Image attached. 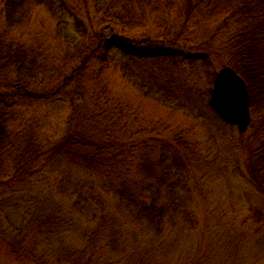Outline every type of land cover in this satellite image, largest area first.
<instances>
[{"label": "rangeland", "instance_id": "obj_1", "mask_svg": "<svg viewBox=\"0 0 264 264\" xmlns=\"http://www.w3.org/2000/svg\"><path fill=\"white\" fill-rule=\"evenodd\" d=\"M65 1L70 7L76 8L77 15L87 26L92 23L88 21V16L85 17L86 11H92L91 0ZM208 1L203 0L205 7L184 24L183 31L187 34L185 38L188 37L194 46L183 48L179 43L176 47L191 56H205L208 51L201 45L203 41H212L210 47L220 49L218 42L224 46L228 40L224 38L228 35L224 30L214 39L210 35L217 31V25L210 22ZM6 3L8 4L7 0H0V53L2 49L7 50L12 45L17 47V44L31 50L27 55L23 53L4 63L0 57V99H5L3 106L14 117L10 129L15 130V133L19 131L20 137L35 135L42 139L58 140L68 129L71 117L85 114H78L75 110L72 112L74 108L70 102L82 96L83 92L80 96H74L72 93L75 85L72 84L57 95L38 102L31 100L28 93H41V89L58 87L64 81L65 73L73 68V63L77 60L79 43L72 37L67 39L62 36L65 22L49 12L45 0H25L20 9L14 10L13 17L9 15ZM73 20L72 17L71 21ZM168 21L166 22L170 25L181 24L177 28H183V21L175 15ZM221 21L222 18L214 22ZM168 28L154 14L146 29L154 36H159L167 33ZM69 29L77 31L74 25L69 26ZM141 31L143 29L139 30ZM175 35L173 30V36ZM34 54L39 59L38 67L30 73L31 68H36ZM208 58L211 64L197 61L190 65L194 60L186 58L184 66H172L171 63L165 67L147 66L154 74L170 73L177 78L174 90L177 92L178 102L173 107L158 101V96L147 95L140 90L130 73L124 71L130 64L124 58L120 63L111 62L107 69L108 88L112 90L114 98L138 109L136 128L140 126L137 122L141 121L149 130H155L154 127H159L156 125L161 123L170 128L168 131H161L160 135L155 133L149 137L146 132L145 135L139 134V137L155 145L143 155L146 163L158 161L154 163L158 165L155 170L163 168L162 172L167 170V165L171 166V182L166 181V185L173 191L167 201L170 205H179V211L175 213L178 217L175 220L177 225L169 223L168 228L154 238L153 232L143 230L135 218L124 211L127 207L125 203L109 194L104 195V201H94L97 212L94 216H89L90 211L86 205L76 204L79 195L69 191L71 187L81 186L83 181L97 176H90L70 165V161L61 158L27 182H16L8 189L0 188V192L10 191V199H15L10 209L14 226L18 227L22 221L21 216H27L29 222L23 226L21 233L10 234V222L4 217L5 212L0 210V229L2 225L9 233L10 241L16 243V246L31 248L33 253L38 250L36 258L19 257L12 250H4L3 244L7 243L3 242L0 244V264H39L38 261L41 264H64V259L59 257L64 243L75 246L91 244L104 250V257H110L118 264H264V222L257 223L256 216L251 212L252 207L263 205L264 196L251 180L245 153L247 139H250L252 132L248 131L249 128L246 136L241 135L235 126L227 124L209 107V75L225 67L229 58L223 48L219 52L213 50L208 53ZM16 61L23 64L19 65L20 69L28 71L23 78L28 93L21 97H9L7 91L9 87L12 88L10 83L22 81ZM69 63L71 66L67 67ZM138 64L144 68L143 77L148 78L143 63H135V69L139 72ZM97 70L95 67L87 73L86 85L90 86L93 73ZM252 85L251 95L258 108L262 103L259 87L255 80H252ZM86 87L81 89L86 91ZM253 126L256 129L257 123ZM181 131L183 134H180ZM176 133L178 137L183 136V143L174 139ZM133 167H138V162ZM149 170V165L144 166L141 172L133 170L136 177L129 178L130 183L137 184L136 180L156 181L157 172ZM34 195L40 196L44 203L29 212L26 207L32 198L28 200V197ZM37 216L49 218V222L45 221L39 231L42 242L38 245L31 241L25 243L24 236L27 233L33 234L37 228ZM122 230L127 240L121 243L128 244L130 248L118 255L110 251L114 246L109 243V236ZM134 236L137 238L134 239ZM133 251L141 252L131 257ZM114 255L118 257L115 258Z\"/></svg>", "mask_w": 264, "mask_h": 264}, {"label": "trees", "instance_id": "obj_2", "mask_svg": "<svg viewBox=\"0 0 264 264\" xmlns=\"http://www.w3.org/2000/svg\"><path fill=\"white\" fill-rule=\"evenodd\" d=\"M91 1L92 11H86L85 17L88 16V21L92 23L87 26L77 15L76 8L70 7L65 0H45L49 12L65 22V27L61 31L62 36L67 39L72 37L79 43L76 51L77 60L73 63V68L65 73L64 81L55 89L50 87L47 90L41 89V93L38 91L28 93L23 81L28 71L26 72L24 68L20 69L23 64H18L16 61L22 81L14 84L11 82L12 88L9 87V91H7L9 97H21L28 93L31 100L38 102L51 98L74 84L75 89L72 94L80 96L79 94L83 92V95L70 101L74 108L72 112L75 110L78 114H85L80 117H71L68 129L58 140H53L54 138L42 139L35 135L20 137L19 131L15 133V130L10 129L14 117L10 114L11 111L3 106L5 99H0V188L8 189L16 182L19 184L27 182L41 174L45 167L55 160L63 158L84 173L97 176L92 180L83 181L81 186L71 187L69 191L79 195L76 204L86 205L85 207L90 211L89 216L92 217L97 212L94 201L100 199L104 201L106 199L104 195L109 194L115 196L114 198H119L121 203H125L127 207L124 211H128L143 230L153 232L154 238L157 237V234L161 235L168 228L169 223L177 225L175 220L178 217L175 213L179 211V205H170L167 201L173 191L166 185V181L171 182L169 178L171 166L167 165V170L162 172L163 168L155 170L158 165L154 163L158 161L146 163L143 155L145 152H149V148L153 149L155 145L150 144L149 140H142L139 137V134L145 135L146 132L149 137L155 133L160 135L161 131H168L170 128L161 123L156 125L159 127H154L155 130H149L143 121L137 122L140 126L136 128L138 109L121 99L118 101L114 98L112 90L108 88L107 69L111 62L120 63L124 58L130 63L124 68V71L130 73L134 84L145 94L158 96V101L173 107L178 102L177 92L174 90V86H177L175 83L177 78L172 77L170 73L167 75L162 72L160 75L154 74L147 69V66L165 67L168 63H171L172 66H184L186 58L190 61L194 60L190 65L196 64L197 61L211 64L208 53L213 50L219 52L223 48L229 58L225 65L233 67L244 78L249 88L252 122L248 131H251L252 135L250 139H247L245 153L251 180L264 196V0H209L210 22L217 25L215 27L217 31L210 35L214 39L220 31L224 30L228 35L223 36L228 40L224 46L218 42L220 49L210 47L212 41H203L201 45L206 47L208 52L201 57L191 56L176 47L179 43L183 48L194 46L191 45L192 42L188 37L185 38L187 34L183 29L184 24L188 23L202 7H205L203 0ZM7 2L8 13L13 17L14 10L20 9L25 0H7ZM154 14L169 27L164 35L154 36L146 29ZM172 15L183 21V28H177L181 24H168ZM72 17L73 21H71ZM221 18L223 21L220 23L214 22ZM72 25L77 31L69 29V26ZM140 29L143 31L139 32ZM173 30L176 33L175 36H173ZM168 33L169 36H167ZM191 39L198 41L195 37L194 39L191 37ZM13 46L7 50H1L0 57L3 63L11 61L23 53L27 55V52H31L27 46L23 45L22 47L17 44L14 49ZM196 49L202 50L201 48ZM37 54H34L33 59L36 68H31L30 73L38 67ZM137 62L145 65L148 78L143 77L144 68L141 64H138L139 72L135 69L134 64ZM68 66H71V63L67 64ZM95 67L98 70L93 73L92 83L88 86L85 84L87 73ZM217 73L218 71H215L209 75L210 87L207 92L210 94ZM34 75L36 76V74ZM252 80L257 82L262 100L258 108H256V103L251 95L254 87ZM102 84L104 85L102 86ZM84 86L88 87H86V91L81 89ZM97 88L99 91H95ZM86 93L87 95H85ZM209 107L212 108L211 105ZM255 123H257L256 129L253 126ZM246 133H241V135L246 136ZM180 134L183 132L181 131ZM182 138L183 136L178 137L177 133L174 136V139L180 143H183ZM189 143L191 144V142ZM137 162L138 167H133ZM7 164L9 165L7 166ZM148 165L150 172H157L155 173L157 180H136L137 184L130 183L129 178L136 177L133 170L141 172L144 166ZM66 190L68 191V189ZM6 192H0V210L5 212L3 215L10 222L9 225L12 228L10 234L16 235V232L21 233L23 226L29 222L27 216H21L22 221L18 227L14 226L10 209L15 199H10V191ZM165 195L166 197H163ZM30 199L31 202L26 207L29 212L44 203L40 196H29L28 200ZM180 206L184 207V205ZM251 212L256 216L257 223L264 222V203L252 207ZM37 218L38 222L34 221L37 228L33 234L27 233L24 236L25 243L31 241L38 245L39 242H42L39 231L45 225V221L49 222V218H45V216H37ZM1 227L0 244L7 243L3 244L4 250L8 252L12 250L19 257H37L38 250L33 253L31 248L16 246V243L10 241L7 230L2 225ZM109 237V243L114 246L110 249L113 253L120 255L130 248L128 244L121 243L127 240L123 230L115 232ZM136 238L137 236H134V239ZM64 244L59 256L64 259V264H118L110 257L105 258L102 252L104 250L95 248L91 244L86 246ZM140 252L133 251L131 257L137 256V253ZM146 255L148 256V254ZM38 262L41 264L40 261Z\"/></svg>", "mask_w": 264, "mask_h": 264}, {"label": "water", "instance_id": "obj_3", "mask_svg": "<svg viewBox=\"0 0 264 264\" xmlns=\"http://www.w3.org/2000/svg\"><path fill=\"white\" fill-rule=\"evenodd\" d=\"M211 107L229 124L246 132L251 122L250 93L244 78L232 67L217 73L210 96Z\"/></svg>", "mask_w": 264, "mask_h": 264}]
</instances>
